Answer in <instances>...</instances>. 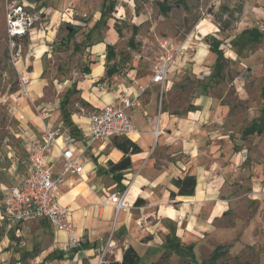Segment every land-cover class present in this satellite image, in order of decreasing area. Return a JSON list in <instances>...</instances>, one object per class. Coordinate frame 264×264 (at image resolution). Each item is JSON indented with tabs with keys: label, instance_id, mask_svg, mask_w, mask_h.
<instances>
[{
	"label": "rangeland",
	"instance_id": "1",
	"mask_svg": "<svg viewBox=\"0 0 264 264\" xmlns=\"http://www.w3.org/2000/svg\"><path fill=\"white\" fill-rule=\"evenodd\" d=\"M6 1L0 0V168L8 166V153L14 147L15 156L24 155L14 136L20 129L15 116L21 113V102L32 107L35 117L42 108L47 112L51 107L61 109L63 125L69 122L70 111L80 105L87 107L79 100L75 86L89 63L94 33L100 36L109 22L119 31L109 59L113 61L109 75L116 76L109 80L110 86L126 83L130 69L147 77L164 53L161 44L166 42L169 50L182 52L175 56L165 83L152 87L157 111L180 118L198 111L192 119L197 128L191 131L196 145L192 155L182 149L171 154L153 142L148 156L157 167L165 160L207 166L210 172L199 182L206 195L187 211L193 224V228L187 227L189 233L185 229L188 220L158 218L153 232L158 239L151 246L142 252L129 246L141 263L201 264L219 246L223 254L213 264H264V0H26L34 3L45 24L33 40L14 41L5 34ZM159 2L168 7L165 12ZM222 3L236 17L227 30L219 29L212 14ZM94 18L98 19L93 23ZM252 29L258 32L256 38L250 33ZM215 50H221L222 57L218 58ZM35 61L45 82L40 97L30 90L32 79L27 76ZM21 75L29 78L28 95L21 91ZM129 140L134 142L128 137L111 138L100 156L101 163L93 160L95 172L88 175L86 184L98 188L96 195H104L99 188L108 185L127 190L128 183L118 182L108 171V161H115L103 160L113 148L129 156L135 154L132 150L139 147L135 142L130 147ZM183 172L181 169L180 174ZM172 178L166 185L175 191ZM158 191L156 188L155 193ZM176 200L177 196H169L168 203L178 209ZM131 207L136 211L139 206ZM25 234L23 245L14 247L21 256L19 264L51 261L41 255L53 245L46 223L29 222ZM115 235H122L121 229L115 230ZM153 235L148 233L142 241ZM114 261L117 259L112 254L106 264ZM6 264L16 261L13 258Z\"/></svg>",
	"mask_w": 264,
	"mask_h": 264
},
{
	"label": "crops",
	"instance_id": "2",
	"mask_svg": "<svg viewBox=\"0 0 264 264\" xmlns=\"http://www.w3.org/2000/svg\"><path fill=\"white\" fill-rule=\"evenodd\" d=\"M97 19L94 18L93 23ZM118 35L119 33L114 29L113 23L109 22L107 28L101 32L100 36L96 33L92 36V43L87 55L89 71L78 77L75 86L78 90L79 100L85 103L87 107L80 105L78 110L70 111L68 117L71 126L75 127L74 134H71L69 129L63 125L61 109L51 107L45 118L47 120H40L38 117H35L32 107L26 101L20 103L21 113L18 116L21 115L22 118L15 116L20 121V129L14 133V136L17 138L15 140L20 141L24 155L23 157H17L14 155L16 147L11 149L12 152L8 153L10 163L8 166L0 168V171H3L0 172V182L3 185H10L23 175L29 145L34 140L40 139L44 124H61L64 128L65 132L59 138V147L66 146V144H70L69 146L73 148L84 147L83 130L87 128L88 116L91 114V112L87 113L86 110H97L106 103L116 101L120 95H127L133 98L137 95L139 86H147V89L140 96V107L129 112L134 123L135 132L128 138L137 144L140 152L130 155L131 167L123 174L125 179L122 178V181L128 183L127 198L131 205L133 206L134 201L138 197L144 200V204L135 209L136 211H133L132 207L125 209L123 217L118 219V214L115 221L112 220L113 211L110 206L104 208L101 215L98 216V209L96 207V203L100 198V196L96 195L98 188L95 185L88 187L86 181L88 175L95 172L93 160L96 159L97 163H101L102 153L110 140L97 142L89 146L82 155L84 158L83 173L66 175L59 186L58 197L59 203L68 206L70 209L71 221L76 234L82 241L83 249L75 252L66 250L64 245L65 238L61 232H54L47 222L43 220L33 221L37 224L41 221L45 222L47 229L53 235V245L48 251L41 254L43 258L50 257L52 260L43 263L44 260L38 262L37 259L35 264H47L48 262L52 264L53 261H59L60 264H87L95 259V255L100 247L99 239L105 238L112 227L115 230L121 229L122 231V235L119 237L115 235L113 237L115 246L112 251L117 261L121 259L123 251L129 245L133 246L138 252H142L143 249L148 248L152 245L153 241L158 239L153 235L159 224L158 218L161 220L176 219L182 223L188 220V225L185 229L186 233H189L187 227L193 228V224L187 211L191 205L201 202L206 195L199 188V182L205 177L206 172H210L207 166L200 165L193 167V163L188 165L185 162L176 161L173 164L171 161L165 160L158 164L159 167H157L153 165L152 158L148 156L149 148L153 145V142H157L161 147L166 148L167 153L172 154L176 152V149H182L183 153H185L184 151H188L192 155L196 141L191 137V131L196 129L198 125L192 119L197 117L198 111H191L182 118L174 117L161 110L157 111V96L152 89L155 84L150 83L151 72H149L147 77H141L136 73L135 69H130L126 74V83L121 82L110 86L108 84L109 80L116 76L115 74H106V70H110L113 65V61L108 60L106 57V44L113 45L118 40ZM37 56L33 57L37 58ZM35 62L33 70L27 76L32 79L29 83L31 89H29L33 91L32 93L35 96L40 97L43 93L45 82L44 79L40 78L41 66ZM35 65H37L36 70L34 69ZM64 82L66 83L67 80ZM155 129L159 131L156 137L153 133ZM68 138H71V140H68ZM172 141L175 145H171ZM156 144L154 147H156ZM122 156V152L113 148L107 153L103 161L110 158L116 162ZM182 156L184 157L185 155ZM189 167L192 168L189 170ZM181 169H184L183 174H180ZM58 170L59 166L56 167L54 173ZM186 174H194L197 184L192 196H177L176 201L179 202L180 206L176 209L168 203L169 192L173 189L166 184L169 178L182 177ZM113 186L108 185L99 189L103 192L102 194H105ZM156 188L159 189V194L155 193ZM78 198L81 199L77 200ZM71 204H76L75 208H72ZM28 223L8 226L5 221L0 220V264H6L8 260L13 258L16 264L20 263L21 256H19L18 251H14L16 249L14 247L23 245L24 241L22 237L26 235ZM148 233L153 236L147 238L146 241H142V238L148 235ZM60 250H62L61 253L59 252ZM60 254H63V256L57 259L56 256ZM26 255L28 258H31L28 253Z\"/></svg>",
	"mask_w": 264,
	"mask_h": 264
},
{
	"label": "built area",
	"instance_id": "3",
	"mask_svg": "<svg viewBox=\"0 0 264 264\" xmlns=\"http://www.w3.org/2000/svg\"><path fill=\"white\" fill-rule=\"evenodd\" d=\"M43 17L36 9L34 3L26 0H8L4 9V29L7 38L18 40L29 38L33 40L36 32L43 28ZM45 24V23H44ZM166 42L161 46L164 53L153 64L150 83L163 85L167 80L170 68L175 62V56L180 55L181 50L168 49ZM21 89L28 95L27 85L29 78L19 77ZM147 86H139L138 93L133 98L120 95L116 101L109 102L101 108L94 110L88 116V126L84 133V147L73 148L59 147V138L65 132L61 124H44L39 140L30 143L25 160V171L18 180L10 185L0 182V220L8 226L19 225L26 222L43 220L54 232L64 235L65 249L68 251H81L82 241L76 234L70 217L68 206L61 205L58 201L59 186L68 174L83 173V152L97 142H105L111 138L129 137L135 132L134 123L129 114L130 110L140 107V96ZM48 114L45 108L38 111L40 120ZM22 118L21 115H19ZM156 137L158 130L153 131ZM71 140V138H68ZM59 170L54 173L56 167ZM112 208V220L115 221L122 209H128L132 205L127 200V190L121 191L113 187L100 196L96 203L98 216L104 208ZM114 227L100 238V247L93 261L87 264H106L108 257L113 254L115 246L113 242Z\"/></svg>",
	"mask_w": 264,
	"mask_h": 264
},
{
	"label": "trees",
	"instance_id": "4",
	"mask_svg": "<svg viewBox=\"0 0 264 264\" xmlns=\"http://www.w3.org/2000/svg\"><path fill=\"white\" fill-rule=\"evenodd\" d=\"M159 7L164 12L168 9L167 6H165L162 2H159ZM215 17L214 22L217 24L220 30H227L231 28L232 23L236 21V17H234L233 11L224 3L220 4L219 8L212 13ZM95 27V25H94ZM117 30V29H116ZM119 33V31L117 30ZM252 33L253 37L256 38L258 35V32L256 29H252L250 31ZM112 44H106V57L107 59H111L112 57ZM215 53L217 54V57H222V51L221 50H215ZM84 73H87L89 71L88 64L83 68ZM106 74H111L110 70H106ZM65 126L69 129V132L71 134H74V130L71 129V122L69 121ZM129 142L132 144L130 147H133L134 142ZM122 151H126L125 149L121 148ZM128 149V148H127ZM136 150H132L131 153H138L140 152V149L135 148ZM108 171L112 172L113 177L120 182L122 180L123 174L131 167V160L130 156L127 152L123 154V156L116 162L108 161ZM171 184L175 187L174 190H170L169 195L173 199L175 196H192L195 191L196 187V176L194 174H186L182 177L177 176L171 179ZM135 206H141L144 204V200L140 197H138L134 203ZM75 252V250H74ZM223 254V251H220V247L217 246L213 249L210 256L207 260H204L201 262V264H213L215 260ZM41 264V263H39ZM109 264H158L157 262H151V263H141L139 261V257L136 254L134 248L131 246H128L122 253V260L121 261H114L110 262Z\"/></svg>",
	"mask_w": 264,
	"mask_h": 264
},
{
	"label": "bare ground",
	"instance_id": "5",
	"mask_svg": "<svg viewBox=\"0 0 264 264\" xmlns=\"http://www.w3.org/2000/svg\"><path fill=\"white\" fill-rule=\"evenodd\" d=\"M84 178H85V177H84ZM127 200H128V198H127ZM128 203H129V206H130L131 203L129 202V200H128Z\"/></svg>",
	"mask_w": 264,
	"mask_h": 264
}]
</instances>
